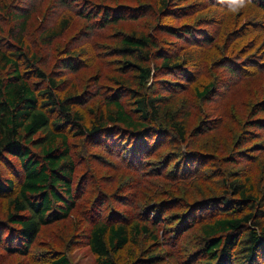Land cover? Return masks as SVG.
Instances as JSON below:
<instances>
[{"label": "trees", "instance_id": "trees-1", "mask_svg": "<svg viewBox=\"0 0 264 264\" xmlns=\"http://www.w3.org/2000/svg\"><path fill=\"white\" fill-rule=\"evenodd\" d=\"M62 1L66 7L73 8V0ZM182 1L155 0L153 4L134 6L112 0L98 5L81 4L79 13L92 21V26L104 28L125 20L138 21V28L117 33L111 55L119 58L120 67L116 71L120 73L113 75L112 93L106 96L102 110L96 112L90 128L83 124L86 118L75 106L83 103L82 98L87 93L91 96L92 92L78 94L73 87L61 96L66 81L54 76V73L62 75L65 71L76 72L86 51H70L59 58L54 72L47 76L41 68L44 58L25 39L27 11L31 6L27 5V0L20 4L19 0L0 1V14L13 24L7 32V42L0 45V163L7 156L16 158L21 176L18 184L11 178L3 180L0 177V194L14 195L6 219L0 220V247L6 253L27 255L43 226L67 219L76 208L73 176L77 163L66 132L71 129L76 134L87 135L88 139L110 144L113 149H108L121 159L122 164L138 170L149 166L148 172L159 175L173 163L166 179L170 175L178 182L194 178L198 185L208 186L207 192L212 193L207 197L213 198L212 205L208 203L211 200H194L186 205L178 198L181 206L185 204L186 212L181 221L183 226L178 228L171 242L173 254L178 252L174 264H260L264 261V211L260 208L245 211V206L252 207L260 201L250 176L243 181L230 182L222 166L206 172L201 163L208 169L207 158H201L199 152L192 149L189 154L170 153L158 164L151 161L164 146L172 143L188 145L190 114L175 111L174 97L183 88L185 91L187 86L183 81H194L200 71L196 46L213 45L204 52L209 66L215 65L230 76L240 72L253 73L252 69L263 67L264 0H247L246 7L239 12L231 10L229 0H190L188 6H183ZM215 7L221 10H214L213 17L221 16L223 24L219 30L225 31L218 39L216 31L213 33V28H208L214 25L211 17L186 21L194 13ZM143 17L156 21L157 32L173 38L174 42L158 40L151 30L140 24ZM247 17L252 19L243 22L242 18ZM166 20L170 22L166 23ZM68 26V20L54 27L42 29L40 26L42 32L38 39L52 44ZM99 72L101 80L102 70ZM196 84L192 93L200 101H211L221 88L211 79ZM259 103L264 107V100ZM259 113L260 110L255 116ZM263 119L256 120L259 130H264ZM204 124L206 128L201 124L192 133L203 135L218 128L221 137L230 131L226 125L211 130L208 120ZM35 149H40L39 154ZM114 168L117 170L116 166ZM215 178L221 180L218 187L210 184ZM213 208L219 210V216L201 223L198 246L192 250L182 243L181 234L197 222L195 217L200 211ZM112 215L117 216L116 212ZM150 232L147 226L136 221L110 223L99 220L86 237L96 256V264H164L156 250L146 252L139 259L131 258L127 263L118 260V255L134 236ZM157 239L155 235L154 240ZM52 264H69V261L60 256Z\"/></svg>", "mask_w": 264, "mask_h": 264}, {"label": "rangeland", "instance_id": "rangeland-1", "mask_svg": "<svg viewBox=\"0 0 264 264\" xmlns=\"http://www.w3.org/2000/svg\"><path fill=\"white\" fill-rule=\"evenodd\" d=\"M105 1L110 0H73V8H68L62 0H27L31 10L27 11L29 19L25 39L28 45L44 58L41 68L47 76L54 72L59 58L70 51H86L85 55L81 56L83 63L76 68V72L65 71L62 75L54 73V76L62 77L66 81L61 96L73 87L79 91L78 94L92 92L91 96L87 93L88 95L82 98L85 100L83 103L75 106V109L81 110L83 117L86 118L83 124H86L87 128L91 127L96 112L102 110L106 96L112 93L113 75L120 73L116 71L120 67L119 58L111 55L114 42L118 37L117 33H128L138 28L137 20H125L119 25H108L104 28L92 26V21L79 13V7L83 3L98 5L104 4ZM154 1L112 0L114 3H130L133 6L153 4ZM189 1H182L183 6H188ZM193 1L199 0L190 2ZM21 2L22 0H19L18 3ZM217 8L221 10L220 7H215L209 11H200L186 21L193 22L201 16L202 18L211 17L214 25L208 28H213V33L216 31L218 39L225 35V31L219 30L223 24L221 16L213 17L216 14L214 10ZM251 19L242 18V21ZM65 20H68L69 26L52 44H46L38 39L42 32L39 29L40 26L42 29L54 27ZM169 22L166 20V23ZM0 24V45L2 46L4 42H7V32L13 24L2 14H0ZM140 24L151 30L158 40L174 42L173 38L157 32L158 23L152 18L143 17ZM209 46L213 45L196 46L195 54L200 60L198 66L200 71L194 81L184 80L187 86L185 91L183 88L182 91L176 92L174 97L177 106L175 111L178 114L183 111L190 114L188 136L191 135L188 145L172 143L164 146L157 151L151 161L152 164H158L170 153L178 154L182 151L189 154L190 149L197 150L201 158H207L205 164L209 166L208 169L201 163L202 169L206 172L210 171V168L222 166L230 182L237 179L243 181L250 176L260 201L254 203L252 207L245 206V211L253 212L257 208L264 211V130H259L256 124L258 118L260 120L264 118V107L259 103L264 100V59L263 67L252 69L253 73L240 72L230 76L227 72L217 69L215 65L209 66L206 60L207 55L204 54L211 49ZM185 50L189 51V49ZM99 70H102L101 80ZM210 79L217 82V86H221L220 90L215 93L211 101L195 99L192 93L193 86L197 85L196 83L209 82ZM43 84L46 83L43 82ZM256 104H259L260 109L256 108ZM259 110L260 113L255 116ZM236 115H239L238 118ZM206 120L211 122L208 126L211 130L226 125L230 130L229 133L220 137L221 131L218 128L203 135L192 133L201 124L206 128L204 124ZM66 132L70 137V146L77 163L73 176L77 198L76 208L67 219L43 226L38 237L31 243L27 255L14 256L0 247V264H52L60 256H65L69 264H96V256L91 251L86 236L92 225L99 220L110 223L136 221L139 225L147 226L151 231L147 235L142 233L134 236L133 241L118 255L121 263H127L131 258H142L146 252L156 250L161 255L160 262L174 264L178 259V252L173 254L171 242L178 228L183 226L181 221L186 212L184 206L194 200H211L208 203L212 202L213 198L207 197L212 193L207 192L208 186L198 185L194 178L178 182L173 180L174 176L170 175L171 177L166 179L165 175L171 173L170 167L173 163L159 175H154L152 171L148 172L149 166L138 170L137 167L122 164L121 159L119 160L113 152H110L109 149H113L110 144L99 139H88L87 135L76 134V131L71 129ZM35 152L39 154L40 149H35ZM0 177L3 180L11 178L18 184L21 177L19 161L7 156L0 163ZM220 182L219 178H215L210 181V184L212 187L214 184L218 187ZM13 197L14 195L0 194V220L6 219ZM102 197L105 202L102 201ZM179 197L185 203L182 206L179 204ZM114 212L117 216L112 215ZM218 216L219 210L216 208L211 211H200L195 217L197 222L181 234L182 243L185 242L187 246L192 247V250H196L201 236V223L211 221ZM155 235L158 237L157 240H154ZM260 264H264V261Z\"/></svg>", "mask_w": 264, "mask_h": 264}, {"label": "clouds", "instance_id": "clouds-1", "mask_svg": "<svg viewBox=\"0 0 264 264\" xmlns=\"http://www.w3.org/2000/svg\"><path fill=\"white\" fill-rule=\"evenodd\" d=\"M229 3L233 12H239L241 9L246 7L247 0H229Z\"/></svg>", "mask_w": 264, "mask_h": 264}, {"label": "bare ground", "instance_id": "bare-ground-1", "mask_svg": "<svg viewBox=\"0 0 264 264\" xmlns=\"http://www.w3.org/2000/svg\"><path fill=\"white\" fill-rule=\"evenodd\" d=\"M248 132V131H247Z\"/></svg>", "mask_w": 264, "mask_h": 264}]
</instances>
